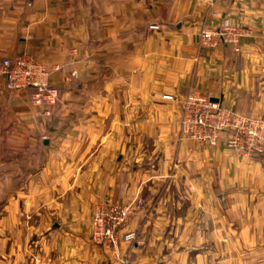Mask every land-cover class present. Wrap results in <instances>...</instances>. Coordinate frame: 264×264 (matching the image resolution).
<instances>
[{"label":"crops","instance_id":"0c3cea01","mask_svg":"<svg viewBox=\"0 0 264 264\" xmlns=\"http://www.w3.org/2000/svg\"><path fill=\"white\" fill-rule=\"evenodd\" d=\"M223 17L239 51L200 44ZM21 54L58 98L0 80V264H264V156L189 141L162 98L264 118V0H0V59ZM137 199L117 256L91 241L97 204Z\"/></svg>","mask_w":264,"mask_h":264},{"label":"built area","instance_id":"2783aa9c","mask_svg":"<svg viewBox=\"0 0 264 264\" xmlns=\"http://www.w3.org/2000/svg\"><path fill=\"white\" fill-rule=\"evenodd\" d=\"M248 34L247 29L233 23L228 17H223L214 27H202L199 41L208 48L231 44L239 51L241 39ZM50 71L51 68L45 63L28 54L0 59V80L5 88L9 91L31 89L28 100L33 106L52 105L58 98L57 89L47 83ZM162 98L180 100V131L189 141L206 147L223 145L243 157L264 156V118L237 113L198 90L189 91L182 99L171 94L162 95ZM142 205L140 199L129 204H97L91 217V241L117 256L120 232ZM133 239L134 232L122 235L124 241Z\"/></svg>","mask_w":264,"mask_h":264},{"label":"water","instance_id":"95a60500","mask_svg":"<svg viewBox=\"0 0 264 264\" xmlns=\"http://www.w3.org/2000/svg\"><path fill=\"white\" fill-rule=\"evenodd\" d=\"M212 100L216 101V99H212Z\"/></svg>","mask_w":264,"mask_h":264}]
</instances>
